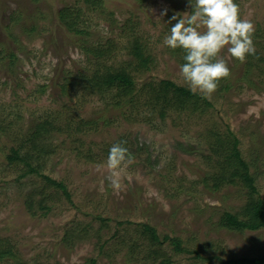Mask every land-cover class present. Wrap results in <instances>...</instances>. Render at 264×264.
Returning <instances> with one entry per match:
<instances>
[{"label": "rangeland", "instance_id": "1", "mask_svg": "<svg viewBox=\"0 0 264 264\" xmlns=\"http://www.w3.org/2000/svg\"><path fill=\"white\" fill-rule=\"evenodd\" d=\"M95 2L0 0V238L26 264H159L160 258L145 256L140 224L148 223L160 239L178 237L185 248L216 256L175 253L167 240L160 247L171 264L264 256V227L230 230L220 224L224 212L243 217L250 196L264 201V71L243 74L225 49L230 83L222 90L221 81L206 98L212 106L170 108L162 119L151 94L140 88L161 79L188 88L177 60L182 49H170L163 40L176 22L169 23L173 15L192 14L189 0ZM235 2L254 23L255 47L264 56V0ZM63 8L78 15L86 29L82 35L60 20ZM132 38L150 55L149 70L137 69L128 54ZM80 40L110 51L92 58L79 48ZM105 66L132 77L134 101L115 89L100 93L80 85L61 92L71 77ZM43 117L54 122L38 142L48 152L41 172L63 182L70 198L36 174L18 181L19 166L8 165L5 157L23 142L29 124ZM228 129L239 139L256 193L239 180L213 187L211 176L223 159L212 143ZM118 141L126 142L131 160L117 170L120 186L114 189L107 157ZM31 191L48 197V210L29 212Z\"/></svg>", "mask_w": 264, "mask_h": 264}, {"label": "trees", "instance_id": "2", "mask_svg": "<svg viewBox=\"0 0 264 264\" xmlns=\"http://www.w3.org/2000/svg\"><path fill=\"white\" fill-rule=\"evenodd\" d=\"M89 1L94 4L97 0ZM59 18L64 22L66 28L75 36L82 35L86 30L84 27L80 26L78 15L71 13L67 8H63L59 12ZM78 46L87 56L96 59L106 57L107 53L110 51L106 49V46H87L86 42L83 40L79 41ZM127 48L128 54L132 56L137 69H150V55L147 54L142 44H140L136 38H132L131 41L129 40V46ZM184 54L182 50L177 59L181 65L185 62L183 60ZM235 60L236 63H239L241 72L245 75L251 73L255 68L264 71V56L257 49L256 56L249 55L245 63H241L237 59ZM223 80H221L223 83H221L220 86L222 90L228 88L230 83L227 81L228 78ZM80 85H82L85 90L100 93L115 89L120 95L129 97L128 102L134 101L135 82L123 69L114 70L105 66L102 70L98 68L93 73H79L63 82L61 92L63 93V91H67V89L71 91L75 88H79ZM140 90H142L141 93L147 92L149 95L151 94L154 99V104L159 108V114L162 119L165 118L166 111L170 108L182 110L189 105L196 108L199 104L212 106V103L205 97L198 93L194 94L190 89L179 86L169 79H161L159 82H146L141 86ZM112 98H114V95ZM48 119L47 117H43L32 121L27 128L23 142L18 146L11 147L10 152L5 157L8 160V165L14 164V168H18L16 166H19V172L16 178L18 181H21L27 175L36 174L41 176L48 186L61 189L65 196L70 198V194L63 182L56 181L41 172L42 164L40 161L44 159V155L48 152L45 147H43L44 144L42 143L40 146L38 142L42 141L41 138H45V135L50 131V127L52 126L51 123L54 122ZM1 130H4V127L0 122V131ZM212 144L216 146L214 153L223 159V161L217 162V171L211 176L214 189H218L224 184H235L236 181L239 180L249 188L251 194L256 193L254 178L250 174L249 164L241 156L240 149L238 148L239 139L233 132L228 129L226 136L221 139L217 138ZM25 146L26 151H23ZM183 149L187 150L185 147H183ZM27 194L25 205H27L32 215H35L38 210L46 211L49 209L48 197L44 193L36 194L31 191ZM220 224L230 230H257L264 227V201L250 196L243 217L230 212H224ZM140 226L142 230L141 233L143 234L142 239L145 246L148 247L145 256L147 258L152 257L154 260L160 258L159 264L172 263L169 257L161 253L160 246L167 240L173 246L175 253L193 251L196 258L206 260L216 258V256L203 257L197 250L185 248L183 246V241L178 237L164 235L163 239H160L155 227L148 223H142ZM0 260H10L12 264H26L17 254L15 246L12 245L7 238H0ZM91 264H96L95 259L91 260ZM220 264H264V256L258 255L253 258L241 257L227 260L221 259Z\"/></svg>", "mask_w": 264, "mask_h": 264}, {"label": "clouds", "instance_id": "3", "mask_svg": "<svg viewBox=\"0 0 264 264\" xmlns=\"http://www.w3.org/2000/svg\"><path fill=\"white\" fill-rule=\"evenodd\" d=\"M189 4L194 9L192 14L186 18L173 15L169 23L176 22L163 43L170 49L183 50L185 62L180 66V76L191 92L210 98L220 81L231 75L227 61L221 56L225 49L241 63L249 55L256 56L255 25L242 17L235 0H195L194 4L189 0ZM125 143L118 141L109 148L107 167L114 189L120 186L117 170L131 160Z\"/></svg>", "mask_w": 264, "mask_h": 264}]
</instances>
